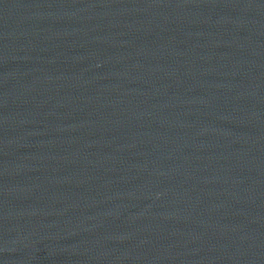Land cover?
<instances>
[{
	"label": "water",
	"instance_id": "1",
	"mask_svg": "<svg viewBox=\"0 0 264 264\" xmlns=\"http://www.w3.org/2000/svg\"><path fill=\"white\" fill-rule=\"evenodd\" d=\"M0 264H264V0H0Z\"/></svg>",
	"mask_w": 264,
	"mask_h": 264
}]
</instances>
